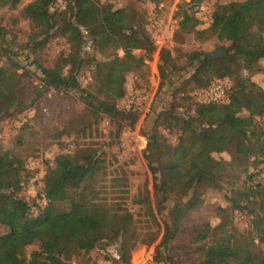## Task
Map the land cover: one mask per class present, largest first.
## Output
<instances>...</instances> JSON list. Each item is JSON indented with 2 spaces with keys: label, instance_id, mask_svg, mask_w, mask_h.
Returning <instances> with one entry per match:
<instances>
[{
  "label": "trees",
  "instance_id": "1",
  "mask_svg": "<svg viewBox=\"0 0 264 264\" xmlns=\"http://www.w3.org/2000/svg\"><path fill=\"white\" fill-rule=\"evenodd\" d=\"M20 2L0 0V8H17ZM55 2L33 0L24 6L22 14L34 28L25 43L20 44L16 35L9 38L12 32L0 24V117L17 116L31 106L25 98V79L31 72L21 64L24 58L41 73L35 100L47 90H75L95 121L106 114L135 124L138 113L120 109L117 101L125 94L127 75L148 67L147 56L155 49L150 33L126 8L116 9L101 0H65L63 9L52 11ZM193 8L192 4L181 8L175 38L181 41L184 34L193 33L197 40L216 37L219 43L214 57L202 50L159 52L161 87L167 86L174 100L145 132V157L165 230L156 260L182 264L168 247L185 232L190 212L204 203L203 189L211 187L224 191L228 203L219 208L220 221L196 224L187 231L203 262L264 264L259 246L264 241V89L246 74L260 71L259 61L264 60V0L216 3L209 26L202 29ZM58 35L66 39L69 50L47 65L41 52ZM87 69L91 80L83 85L81 75ZM226 77L233 80L229 102H196L192 111L179 110L191 98L185 93L188 87L204 90L216 78ZM92 126V120H85L76 131L86 136ZM67 129L53 137L70 134ZM163 130L178 133L177 141ZM216 151H229L231 160L216 158ZM108 165L90 145L58 154L46 168L40 194L45 204H39L22 196L33 178L22 150L0 144V264H98L93 251L112 244L117 251L107 252L105 258L130 264L133 211L118 203L96 202L104 201L100 183ZM132 203L154 219L148 190ZM234 211L251 215L247 231L235 226ZM165 249L168 255L161 258Z\"/></svg>",
  "mask_w": 264,
  "mask_h": 264
},
{
  "label": "rangeland",
  "instance_id": "2",
  "mask_svg": "<svg viewBox=\"0 0 264 264\" xmlns=\"http://www.w3.org/2000/svg\"><path fill=\"white\" fill-rule=\"evenodd\" d=\"M33 0H21L17 8L9 6L0 8V24L11 31L8 35H16L18 42L25 43L28 35L34 30L32 23L23 16L24 6ZM113 4L117 8H126L136 24H142L150 33L155 49L148 54L146 59L147 68L130 72L125 83V94L118 99L120 109L136 111L138 120L131 124L128 120H113L112 117L101 114L97 121L96 117L89 114L85 103L80 99V94L75 90L62 92L47 90L36 100V89L40 88L41 73L29 61L21 58V64L30 70V76L25 79V98L31 104L17 116L0 117V144L4 148L22 150L27 167L31 168L33 178L28 184L22 196L31 202L45 204L41 200V192L44 187V177L48 164L54 162L58 154L74 152L81 146L90 145L98 148L108 165L107 174L100 183L102 191L100 197L104 201L96 202L100 206H110L118 203L129 206L134 213V226L130 237V264H169L156 260V249L164 236V219L155 206L154 181L149 163L145 157L147 145L144 146L141 136L149 132L156 115L168 107L174 100L167 86L161 87L159 72V52L162 48L170 49L174 55L179 52H192L202 50L209 54H215L218 46L216 37L206 41L197 40L193 33L184 34L180 41L175 38L178 28L181 8L194 5V13L200 19L198 28H206L211 22V15L216 3H225L232 0H101ZM65 0H56L51 10L63 9ZM201 4L208 5V11L199 13L197 7ZM226 46H230L226 43ZM69 44L63 36H55L41 52V57L47 65H52L61 52H67ZM94 53L90 47L87 48ZM143 51L136 50L141 54ZM97 57L102 58L101 54ZM184 60L180 57V62ZM260 71L246 72L250 78L264 89V60L259 61ZM23 70V69H22ZM21 70V71H22ZM158 70V71H157ZM183 71L180 73L182 74ZM91 71L82 72L81 81L86 85L91 80ZM177 73L176 75H178ZM184 75V74H183ZM228 78V77H226ZM231 86L233 80L229 78ZM183 77L176 81L179 85ZM188 95L186 105L179 108L180 111L193 109L192 104L199 102L197 89L187 88ZM35 100V101H34ZM192 111V110H191ZM93 122L92 133L86 136L80 134L77 127L81 128L83 122ZM67 127L70 134L61 138L53 137L59 130ZM163 133L172 141L176 142L178 133L163 130ZM146 137V136H145ZM22 142V144H20ZM148 142V141H147ZM214 156L218 159L231 160L229 151H216ZM148 190L154 219L144 214L139 205L133 204L135 197ZM204 203L190 212L189 220L184 226L185 232L176 235L172 240L169 252L182 264H205L202 255L188 237L187 231L196 224L209 221L216 224L220 221L219 208L227 206L224 191L211 187L203 189ZM43 196V195H42ZM99 197V198H100ZM102 199V200H103ZM42 204V205H43ZM251 215L243 211H234L233 221L240 231L250 228ZM264 251V241L259 243ZM116 244L104 247L99 246L93 251L98 264H114L105 258L107 252L115 254ZM168 252L163 251L161 258H166Z\"/></svg>",
  "mask_w": 264,
  "mask_h": 264
},
{
  "label": "built area",
  "instance_id": "3",
  "mask_svg": "<svg viewBox=\"0 0 264 264\" xmlns=\"http://www.w3.org/2000/svg\"><path fill=\"white\" fill-rule=\"evenodd\" d=\"M208 5L201 4L197 7V11L199 13L207 12ZM158 71V70H157ZM230 89L231 84L229 78H216L212 84L204 90H199L197 92L198 101L201 103L205 102H219L225 103L230 100ZM142 141L144 142V146L148 143V139L145 136H141Z\"/></svg>",
  "mask_w": 264,
  "mask_h": 264
},
{
  "label": "water",
  "instance_id": "4",
  "mask_svg": "<svg viewBox=\"0 0 264 264\" xmlns=\"http://www.w3.org/2000/svg\"><path fill=\"white\" fill-rule=\"evenodd\" d=\"M234 46V45H233ZM220 56L223 55V53H219ZM211 57H214L215 55L214 54H210Z\"/></svg>",
  "mask_w": 264,
  "mask_h": 264
}]
</instances>
